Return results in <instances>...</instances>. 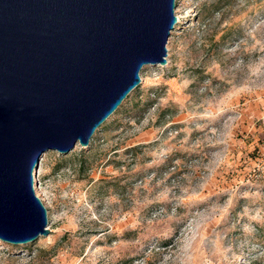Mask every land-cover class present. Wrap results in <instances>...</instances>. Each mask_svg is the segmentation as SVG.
I'll use <instances>...</instances> for the list:
<instances>
[{
  "label": "rangeland",
  "instance_id": "rangeland-1",
  "mask_svg": "<svg viewBox=\"0 0 264 264\" xmlns=\"http://www.w3.org/2000/svg\"><path fill=\"white\" fill-rule=\"evenodd\" d=\"M167 64L35 172L50 234L0 264H264V0H176Z\"/></svg>",
  "mask_w": 264,
  "mask_h": 264
},
{
  "label": "water",
  "instance_id": "water-1",
  "mask_svg": "<svg viewBox=\"0 0 264 264\" xmlns=\"http://www.w3.org/2000/svg\"><path fill=\"white\" fill-rule=\"evenodd\" d=\"M176 0H0V239L48 236L35 172L49 151L88 147L166 65Z\"/></svg>",
  "mask_w": 264,
  "mask_h": 264
},
{
  "label": "trees",
  "instance_id": "trees-1",
  "mask_svg": "<svg viewBox=\"0 0 264 264\" xmlns=\"http://www.w3.org/2000/svg\"><path fill=\"white\" fill-rule=\"evenodd\" d=\"M122 105H123V103H122ZM122 105L117 109L116 112H118V111L122 108ZM116 112H115V113H116Z\"/></svg>",
  "mask_w": 264,
  "mask_h": 264
}]
</instances>
